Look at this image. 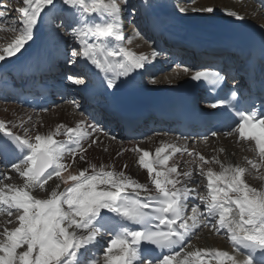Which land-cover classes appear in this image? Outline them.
Masks as SVG:
<instances>
[{"label":"snow or ice","instance_id":"1","mask_svg":"<svg viewBox=\"0 0 264 264\" xmlns=\"http://www.w3.org/2000/svg\"><path fill=\"white\" fill-rule=\"evenodd\" d=\"M121 2L126 4V0H23L24 6L17 9L21 19L13 21V24H19L13 29L19 35L0 52V61L19 53L33 39L38 24L45 23L44 17H48L49 26L63 27L57 17L59 4V12L72 18L70 34L93 38L91 43L81 41L79 50L74 48L71 56L84 58L106 75L111 73L107 86L112 88L118 76H127L144 68L148 60L147 56H137L123 46L126 38L122 35ZM179 11L184 13L186 10L180 8ZM203 11L212 13L214 9L208 7ZM5 14L6 9L0 4V18H5ZM227 14L243 19L234 11ZM113 41L116 42L115 49L109 47ZM155 55L153 52V57ZM117 57L121 60L118 61ZM185 71L189 69L185 68ZM67 79L77 85L84 83L80 76H68ZM192 80L215 86L220 82V74L197 71ZM235 96L236 93L232 92L231 99ZM227 103L230 101L221 100L210 107L217 108ZM236 116L239 117L238 122L226 135L235 132L239 138L253 141L261 161H264V118L258 117L255 110H237ZM88 127L94 132L102 131L94 125ZM60 129H65L66 141L54 138L61 134ZM0 133L3 134L0 136V155L16 151L21 158L18 163L12 164V170L24 179L22 187L4 186L10 194L0 189V206H5L9 216L15 210L18 220L17 227L12 230L5 228L0 233V264H101L96 248L102 233L112 236L103 250L102 264H210L211 260L215 264H264V190L245 182L244 167L226 166L215 157L209 161L199 155L203 164L217 163L221 171L214 173L209 168L204 173L201 165L200 175L207 177L209 194L199 197L204 210L199 205H193L192 215L186 216V201L194 189L184 186L186 181L180 177L191 181L193 174L189 170L180 173L176 166L169 167V157L161 155L169 148L173 153L181 152L180 147L162 142L163 146L156 149L154 159L149 151H142L138 162L147 169L156 194L140 199L138 195L126 194V190L131 188L139 193L150 192V189L123 170L105 171L104 166L97 170L96 165H91L90 175L86 174V168L78 175L63 176L67 170L63 163L66 152L72 155L73 162L77 153L81 154V160L85 159L82 153L87 148L82 141L88 138L89 133L82 130L79 124L75 128L60 124L55 133L37 134L33 140L30 136L15 134L6 122L0 121ZM97 142L96 138H92L87 147ZM135 151L141 150L137 148ZM188 155L193 156V153L188 152ZM249 163L252 168L259 167L255 162ZM124 167L127 168V165ZM54 177L64 184L71 181L72 185L58 191L60 184L56 183L45 199L31 194V190L37 187L44 189ZM10 178L0 174V180ZM232 193L234 197L230 195ZM196 198L193 194L192 199ZM233 205L235 214L230 216L234 212ZM200 216L207 220L204 227H215L216 222L218 232L227 230L236 255L227 251L210 253L204 250L208 259L202 257L201 251L188 252L178 259L181 252L174 250L196 234L202 223ZM238 256L243 259H238Z\"/></svg>","mask_w":264,"mask_h":264},{"label":"bare ground","instance_id":"2","mask_svg":"<svg viewBox=\"0 0 264 264\" xmlns=\"http://www.w3.org/2000/svg\"><path fill=\"white\" fill-rule=\"evenodd\" d=\"M184 2L185 6H182L184 5ZM189 3L191 4L189 5ZM238 3H240V5ZM23 6L24 5L21 7ZM60 7L61 6L57 4V17L59 19L62 14L59 12ZM124 7L127 8V11H130L131 8L136 11L143 17V22L145 20V24L150 25L154 30H157V32L160 33L161 31H166L169 34L183 35L186 38L188 37L191 41H196L193 38L197 35H201L200 33H207L210 35L218 33L216 27L219 26L231 27L232 30L238 34L253 32L264 37V26L257 23V19L261 15H264V6L263 3L257 2V0H236L235 2L232 0H134L132 3L126 2ZM208 7H212L214 11L212 13L203 11V9ZM244 7L247 8L245 9L246 12L245 10H242ZM180 8H184L186 11L181 13L179 11ZM233 11L237 12L243 17V19H236L227 14L228 12ZM64 14L68 17L64 25H68L69 29H71L73 27L72 18L69 14ZM41 15L43 16V13ZM44 20V24H38L34 29L33 39L28 41L19 53L13 57H6L4 61H0V74L16 72L19 69L32 70L35 69L39 63H47L51 59H55L56 61H69V56H71L72 50L65 48L71 47V49L76 48L79 50L81 41H86L88 43L93 42V38L90 36H69V34L62 30V27L54 28L49 26L48 17H44ZM6 24L7 22L5 21V18H0V29L3 25L4 29H6ZM2 30L3 29L0 31ZM2 34L3 32H0V35ZM139 35L140 34H137L135 28H132L131 43H134L136 48L144 49L145 53L143 52V54L129 48L127 42L129 38L127 36L122 43L127 50L137 56H140L141 54L148 57L150 55L144 68L136 70V72L141 70L144 73L142 77V85L144 87L147 89L172 87L184 82L191 76L193 70L191 66L186 67L189 71H185V68H183L181 70H173L170 73H166L167 69L173 67L169 59H165L161 64V61L157 59V55L153 57V52H155L156 49L149 45L144 37ZM201 37L204 40L208 39L202 35ZM14 38L16 37L10 36L9 38L7 37L9 40L1 42V40L4 39L1 37L0 52H2V50L7 47ZM196 42L199 43L196 44L197 46L208 44L207 42H201L198 38ZM168 44L170 45L172 43L168 42ZM109 47L115 49L116 42L113 41ZM146 47L150 49L147 51L145 49ZM178 57L179 55L175 58ZM116 59L118 61L121 60L120 57H117ZM73 60L76 62L75 66L78 71L87 74V76H94V81L91 85L82 84L79 86L82 91H86L92 97L97 99L102 96L110 97L113 94L112 88L107 86L108 75H106V80H102L98 77V74L103 72H100L92 66L90 62L80 56L78 59ZM151 71L153 72L148 74ZM158 76H160V78ZM153 80L155 81L154 83ZM68 92L71 93L72 90H68ZM104 106H107V104H104ZM82 111V102L78 101L59 102L45 114L21 109L10 103L8 100L3 102L0 101V121L6 122V126L17 135H27L34 140V136L37 134L46 135L49 133H55L57 126L60 124L66 125L69 128H75L79 124L82 130L89 133L88 138L82 141L84 147L87 148V151L82 153L85 157L84 160H81V154L77 153L75 156V162H73L72 155L67 152L65 153L63 160V163H65L67 167V170L63 172L65 178L69 174L78 175L80 170L86 168L88 169L86 174L90 175L92 174L91 165H96L97 170H99L101 166H104L105 171L111 170L119 172L123 170L126 175L130 176L138 183L146 184L150 189V192L140 191V194H154L156 193L155 186L152 184V181L148 176L147 169L143 168L138 161L139 156L142 155V151H149L151 158L154 159L156 149L163 146V142L164 144H171L181 148V152L173 153L172 149L169 148L167 152L161 154L169 157L168 166H176L180 173L189 170L193 174V179L191 181H187V178H184L183 176L180 177L182 181H186L184 186L189 189H194V193H190L188 198L187 207L190 211L193 205H199L200 208L204 209L203 205L200 203L199 197L207 196L209 194L207 177L206 175H200L201 165L204 173H206L209 168H211L214 173H219L221 171L220 165L217 163L203 164V162L199 161V155H203L209 161H212V158L215 157L226 166L230 164L244 167L246 169L244 175L245 182L251 187L264 190V161H261V159H259V157L253 152L249 143L242 144L238 139L236 140L232 137L218 138L216 140L211 139L208 141L195 140L193 142H187L165 134H157L151 137H145L140 143L132 142L131 145L124 146L125 144L118 140L115 134L108 135L110 130L97 127L102 131H92L88 126L94 124L87 122V118H85ZM64 131L65 129H60L61 134L54 138L58 141H66L67 137L63 134ZM112 137H115V139H112ZM92 138H96L98 142L88 148L87 145ZM137 148L141 151H135ZM184 149H187V151H184ZM188 152H192L193 156H189ZM249 161L255 162L259 167L252 168ZM124 165H127V168H125ZM1 167L0 164V174L11 177L10 179L0 180V189H4L5 194H10L7 189L4 188L5 185L22 187L24 179L19 173L12 170V166L10 168L2 167L3 169H1ZM157 167L159 168V166ZM56 183L60 184V188L57 189L58 191H63L72 185L71 181H69L68 184H64L61 180L54 177L52 181H49V183L44 186V189L37 187L32 190L31 194L38 199L48 198L52 187H54ZM181 186L182 185H177V187ZM220 186L224 187L222 184ZM100 187L103 188L106 186L101 185ZM126 191H133V189L129 188ZM193 194L196 195V199H192ZM230 195L233 197L235 196L234 193ZM233 208L234 212L230 214V216L235 214L234 205ZM12 211L15 212V210ZM7 217H9V215L7 214L5 206H0V233L7 228L6 223L9 222L7 221ZM15 220L18 222L17 219ZM200 220L202 223L201 227L196 229V237L185 245L184 249L181 251V257H178V259L182 258L188 252L196 251H201L202 257L208 259V257L204 256V250H207L210 253L217 250L227 251L230 255H236L233 251V246L228 238L226 229H221L218 232V223L214 222L215 227H204V223H207L206 218L201 216ZM13 225V228L7 229H14L18 226V223L15 224L14 221ZM110 239L111 238H107L104 235L98 237L100 244L97 248L100 249V253H103V250ZM223 243L226 246H224ZM97 252L98 251H96V254ZM237 258L243 259L240 256ZM189 259L191 260L193 258L189 257ZM210 264H215V261L211 260Z\"/></svg>","mask_w":264,"mask_h":264},{"label":"rangeland","instance_id":"3","mask_svg":"<svg viewBox=\"0 0 264 264\" xmlns=\"http://www.w3.org/2000/svg\"><path fill=\"white\" fill-rule=\"evenodd\" d=\"M134 0H126V2H129V3H132ZM233 2H235L236 0H232ZM189 2H191V1H189ZM0 4H2L3 5V8L4 9H6V14H5V21L7 22V24H6V29H4V25H3V27L1 28V29H3L2 31H0L1 33L3 32V34L2 35H0V38L1 37H3L4 39L3 40H1V42H3V41H6V40H9V39H7V37L9 38L10 36H14V37H18V35H19V32L18 31H14L13 29L14 28H18L19 27V24H13V21H19L20 19H21V15H20V13L17 11V8H19V7H21L22 5H23V0H0ZM191 3H189V5H190ZM239 5H240V3H238ZM120 6H121V8L122 9H124L125 7V3H123V2H121L120 3ZM182 6H185V2H184V5H182ZM245 9H247V8H243L242 10H245ZM244 12V11H243ZM245 12H246V10H245ZM245 12H244V14H245ZM7 15V16H6ZM61 21H62V23H64V20L61 18L60 19ZM122 25H123V27H122V34L126 37H128L129 39H131V33L129 32V30H127L126 28H127V25H128V23L127 22H124V20L122 19ZM257 23L259 24V25H261V26H264V15H261L258 19H257ZM130 28L129 29H131V27H133V26H135V24H133L132 22H130L129 23V25H128ZM133 28H135V30H136V32H137V34H140V32H141V30H137L138 29V27H133ZM0 29V30H1ZM62 30H64L67 34H69V36L71 35L70 34V31H71V29H68V26H63L62 27ZM5 35V36H4ZM71 36H73V35H71ZM139 36H141V35H139ZM143 37V36H142ZM148 38V37H147ZM144 39L145 40H148V39H146V36H144ZM147 43L148 44H150V42H148L147 41ZM128 46H129V48L130 49H133V50H135V51H137V52H141V54H143V52L145 53V50L144 49H141V48H136L135 47V45H134V43H128ZM65 49H68V50H73V49H71V47H67V48H65ZM147 51L150 49V48H148V47H146L145 48ZM136 53V52H135ZM140 54V55H141ZM70 58H69V61H67L66 62V69H67V71H68V68L70 69L72 66H71V63H74L75 61L73 60V59H78L79 58V56L78 57H72V56H69ZM149 57V56H148ZM162 57H159L158 56V59H161ZM70 59H71V62H70ZM173 70H178L176 67H171L170 69H167V71H166V73H170V72H172ZM164 75H166V74H164ZM153 76H154V74H153ZM155 77H156V75H155ZM159 78H160V76H158ZM81 78L85 81V78H84V75H81ZM124 142V141H123ZM126 142H128V143H130L129 145H131V141H125V143ZM124 143V144H125ZM126 145H128L127 143L124 145V146H126ZM124 148V147H123ZM16 212H14L13 211V215L12 216H9V217H7L8 219H7V221H9L8 223H6V226H7V228H13L14 227V225H13V223H14V221H15V224H17L18 222L15 220L16 219ZM13 219V220H12ZM222 241V240H221ZM223 242V241H222ZM224 244V243H223ZM224 246H226L225 244H224ZM99 257H101V262H102V255H100Z\"/></svg>","mask_w":264,"mask_h":264}]
</instances>
